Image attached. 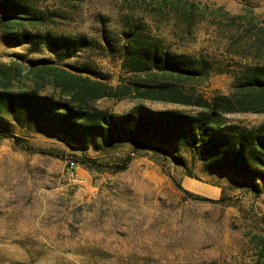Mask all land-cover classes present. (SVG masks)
Instances as JSON below:
<instances>
[{
  "label": "rangeland",
  "instance_id": "1",
  "mask_svg": "<svg viewBox=\"0 0 264 264\" xmlns=\"http://www.w3.org/2000/svg\"><path fill=\"white\" fill-rule=\"evenodd\" d=\"M28 1L49 18L26 26L31 31L93 41L61 59L4 38L0 13V89L40 87L41 95L61 98L66 88L57 70L115 88L171 81L125 71L119 47L106 48L102 30L120 46L130 22H142L164 48L211 64L209 76L177 82L195 98L228 96L235 103L246 72L264 65V0ZM40 59L52 60V69H41ZM88 103L114 115L139 104L190 114L201 110L131 96ZM235 108L224 113L225 125H264V113L245 112L237 103ZM11 122V132L28 145L59 157L0 139V264H264V181L255 192L237 175L211 171L205 159L185 150L182 166L141 142L104 143L97 137L85 148L65 133ZM129 155L126 170L106 167ZM79 158L100 166L76 163L72 175L68 167ZM218 199L223 201H213Z\"/></svg>",
  "mask_w": 264,
  "mask_h": 264
},
{
  "label": "trees",
  "instance_id": "2",
  "mask_svg": "<svg viewBox=\"0 0 264 264\" xmlns=\"http://www.w3.org/2000/svg\"><path fill=\"white\" fill-rule=\"evenodd\" d=\"M0 13L5 27L4 38L20 45L30 44L34 49L47 51L61 59L76 56L93 41L86 35L74 37L51 31H31L26 26L45 24L49 18L28 0H0ZM15 25L20 29L10 30ZM121 35L123 43L119 46L109 40L105 29L102 30L106 48L110 52L119 49L125 71L171 81L115 88L101 81L57 70L64 78L66 88L61 98L41 95L40 87L19 91L0 89V139L9 138L24 151L59 157L54 152L28 145L12 133V120L22 128L40 127L54 134L65 133L85 148L96 143L97 137H101L104 143L107 140L141 142L182 166L186 164L180 155L185 150L193 157L199 155L205 159L211 171L235 174L258 192L259 181H264V125L241 129L225 125L223 116L237 111L236 103L245 112L264 113V65L246 72L244 81L238 85L240 98L235 103L228 96H218L213 100L195 98L179 89L177 82L212 74L214 71L208 61L164 48L142 22L126 24ZM38 62L43 64L41 69H52L47 65L52 60L40 59ZM1 73L3 70L0 68ZM129 96L201 110L190 114L179 110H153L139 104L126 114L114 115L94 109L88 103L89 99L92 102L104 97L123 100ZM132 160V155H129L121 163L106 167L113 172L124 171ZM74 163L100 166L90 158H79ZM187 175L193 177L190 171Z\"/></svg>",
  "mask_w": 264,
  "mask_h": 264
},
{
  "label": "built area",
  "instance_id": "3",
  "mask_svg": "<svg viewBox=\"0 0 264 264\" xmlns=\"http://www.w3.org/2000/svg\"><path fill=\"white\" fill-rule=\"evenodd\" d=\"M76 170V165L75 163H72L69 167H68V172L71 173L72 175L75 173Z\"/></svg>",
  "mask_w": 264,
  "mask_h": 264
}]
</instances>
